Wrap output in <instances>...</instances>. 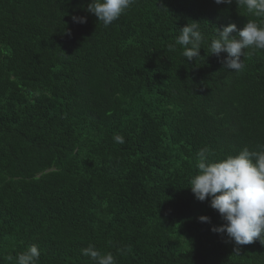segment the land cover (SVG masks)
Wrapping results in <instances>:
<instances>
[{"label": "trees", "instance_id": "trees-1", "mask_svg": "<svg viewBox=\"0 0 264 264\" xmlns=\"http://www.w3.org/2000/svg\"><path fill=\"white\" fill-rule=\"evenodd\" d=\"M88 3L0 0V264L31 245L37 264H95L89 245L116 264H264L259 240L211 230L224 221L189 186L201 149L264 146V50L245 49L239 72L208 50L217 28L264 17L135 0L104 27ZM192 22L206 42L188 61L168 45Z\"/></svg>", "mask_w": 264, "mask_h": 264}, {"label": "clouds", "instance_id": "clouds-1", "mask_svg": "<svg viewBox=\"0 0 264 264\" xmlns=\"http://www.w3.org/2000/svg\"><path fill=\"white\" fill-rule=\"evenodd\" d=\"M134 3L135 0H90L87 11L108 27ZM215 3L231 4L232 0H215ZM236 3L256 17H264V0H236ZM72 19L76 23H86V17L73 16ZM234 32L236 35H232ZM205 42L198 23L192 22L180 29L175 43H170L168 49L174 51L176 45L181 46L182 56L191 61L199 57V50ZM249 47L264 50V25L253 20H248L240 29L235 23L217 28L216 35L208 43L210 54L220 57L221 53H227L222 63L225 68L236 72L243 70L241 56ZM114 141L125 143L119 134L114 136ZM196 166L198 173L189 181L192 193L201 202L207 199L224 221L219 226H212L211 230L225 233L236 246L256 240L264 245V146L258 151L244 148L236 155L216 161L209 160L208 150L204 148L197 153ZM198 219L210 223V217L206 215ZM82 254L90 256L95 264H116L111 252L102 255L92 245L82 249ZM39 258L37 246L31 245L18 254L17 264H37Z\"/></svg>", "mask_w": 264, "mask_h": 264}]
</instances>
